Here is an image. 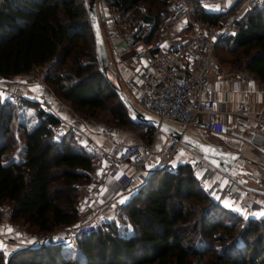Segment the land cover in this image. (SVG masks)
Instances as JSON below:
<instances>
[{
  "label": "trees",
  "instance_id": "obj_1",
  "mask_svg": "<svg viewBox=\"0 0 264 264\" xmlns=\"http://www.w3.org/2000/svg\"><path fill=\"white\" fill-rule=\"evenodd\" d=\"M102 1L110 15L120 11L139 16L135 9L142 3L154 23L170 2ZM225 14L202 10L195 22L215 26ZM220 46L228 48V60L236 69L243 66L264 84V0L251 6L234 34L215 45ZM37 67L46 69L43 83L72 112L95 117L96 111L104 110L115 127L130 126L143 132L148 139L143 142H151L153 129L134 120L100 69L86 1L84 5L83 0H0V78ZM22 106L33 110L36 121L28 129L16 121L15 127L23 132L24 156L14 160L13 118ZM57 122L38 102L0 106V207L9 204V220L37 234L74 221L79 184L93 171L94 157L82 151L73 135L52 138ZM193 172L177 163L149 173L122 208L120 215L131 228L124 235L115 223L117 217L95 230L78 232L73 249L59 244L14 249L5 260L0 254V264H192L207 253H215L221 264H264V218H248L236 227L241 218L210 202ZM222 212L235 222L224 224ZM226 240L218 249L212 247Z\"/></svg>",
  "mask_w": 264,
  "mask_h": 264
},
{
  "label": "built area",
  "instance_id": "obj_2",
  "mask_svg": "<svg viewBox=\"0 0 264 264\" xmlns=\"http://www.w3.org/2000/svg\"><path fill=\"white\" fill-rule=\"evenodd\" d=\"M260 1L232 0L236 4L227 12L231 3L219 0L216 12L226 13L223 20L215 26L201 30L188 20L189 9L183 0L170 1L166 13L156 23L148 14L120 15V11H117L106 17L101 15V23L105 27L102 39L109 42L120 40L127 49L135 53L136 70L124 82V88L131 94V102L152 119L175 125L184 133L190 129L194 134L191 137L199 141L206 134L224 135L236 130L249 145L264 150V117L253 115L246 103L239 102L232 113L229 126L224 128L215 121L216 100L208 90L211 78L216 76L211 68L216 43L221 38L233 35L238 28L241 13ZM106 18L113 22L112 28L105 26ZM45 74L46 69L41 68L35 74L27 72L20 75L34 85L45 87ZM217 76L227 77L231 83L230 92L236 93L253 74L246 69H236ZM49 96L53 97L51 91L41 95L38 100V105L46 112H50L51 108ZM23 99V89L18 81L0 86V106L4 102L19 106ZM87 121L92 123L91 119ZM97 133L101 139L99 142L90 138L85 129L66 121L58 120L52 127L51 135L54 140L71 134L78 140L82 151L94 157L93 171L87 181L88 188L84 190L75 207L73 222L59 225L44 234H26L29 241H14L12 244L15 248L12 250L6 246L3 235L0 236V254L3 260L14 249L43 244L70 246L78 232L95 230L119 217L128 199L138 189L137 175L144 170L146 160L152 156L155 146L161 145L157 140L159 132L153 130L150 143H126L116 151L110 149L113 140L110 131L98 126ZM178 148L184 152L182 163L197 172L198 187L205 195L215 197L217 205H221L222 199L229 198L246 214L257 210L254 202L247 203L243 200L238 183L230 181L220 187L214 179L217 170L199 155L169 137L165 144L167 161L161 167H169L168 160ZM108 178L116 184V189L99 205H95L93 196ZM9 212L8 207L0 209V226L21 234L23 231L17 224L8 223Z\"/></svg>",
  "mask_w": 264,
  "mask_h": 264
},
{
  "label": "crops",
  "instance_id": "obj_3",
  "mask_svg": "<svg viewBox=\"0 0 264 264\" xmlns=\"http://www.w3.org/2000/svg\"><path fill=\"white\" fill-rule=\"evenodd\" d=\"M100 1V0H99ZM229 2L228 4H230ZM218 4V3H217ZM95 5V10L98 12L96 15L101 35H104V29L105 27L101 23V15H104L106 17L109 15L108 8L106 7L105 3L98 2ZM218 6V5H217ZM210 12V11H207ZM214 12V11H213ZM107 19V18H106ZM188 20L193 22L189 17ZM196 27L201 30L204 28H207V26H203L201 24H198L197 22H193ZM105 26L108 28L113 27V22L109 19L105 22ZM186 31H182V33H185ZM104 44V50L105 55L107 59V71H106V77L108 81L117 87L114 84V81L117 83H121V85L124 88V82L128 78V76L136 70V64L134 62L135 53L134 51L127 49L123 43L120 40H113V41H107L103 39ZM216 48V47H215ZM220 48H216L215 53L213 54V58L211 61V68L214 74L216 76H213L210 80V83L208 85V90L212 93L214 99L216 100V109L217 114L215 121L217 123H220L221 126L224 128L228 127L231 119H232V113L235 111L237 105L239 102L246 103L248 110L250 113H252L255 116L258 117H264V84L258 80L254 75L252 78L244 85H241L239 87L238 92L231 93V83L230 80L227 77H220L217 76L218 74L225 72V71H231L236 70L234 65L229 62L228 59H225L222 57V54L219 53ZM42 67L33 68L28 73L35 74V72H39V70ZM18 81L20 86L23 89L24 99L23 101L27 102H38L41 95H46L48 91V87H42L38 85H34L33 83L29 82V80L22 77V75H16L13 77H9L7 79L0 78V86H7L9 84H13L14 82ZM124 90L129 93L125 88ZM126 94V93H124ZM131 99V94H128ZM129 99V98H128ZM49 101L51 104L50 113H52L58 120L66 121L69 123H72L76 126H78L81 129H85L88 136L90 138L97 140L98 142L101 140L97 129L98 126H103L102 124H99L97 121L92 120V123H89L87 121V118L82 117L74 112H72L66 105L58 101L54 95L53 97L49 96ZM22 108H25L28 112H32L33 116V122L28 124L27 126H24L25 129H28L33 123H35L36 119L33 114V111L31 108L27 106H22ZM23 126V125H22ZM105 127V126H103ZM106 128V127H105ZM21 131V138H17V147H19L16 155H14V160H21L24 156V139H23V132L20 128H18ZM108 131L111 132L113 136L112 144L110 146V149L112 151L118 150L122 145L126 143H132L136 141V138L138 135H133L131 133L123 131L121 128L114 127V128H106ZM214 137H217L220 139L222 144H212L214 146L220 147L222 150L227 151H234L244 157L248 163L247 165H251L250 163H258L261 165H264V150L260 147H256L253 145H249L245 139L241 136H239V132L236 130H233L231 134L226 135H214L211 134ZM203 141V140H201ZM206 142V141H205ZM208 143V142H207ZM210 144V143H209ZM228 146V147H226ZM182 162V158L180 159ZM157 157L150 156L145 163L144 170L137 175L138 180L142 181L145 179V177L153 170L160 167ZM176 164V163H175ZM245 164V165H246ZM174 165V164H173ZM171 167V165H169ZM197 176V172L192 169ZM217 178V177H216ZM220 178V179H219ZM218 178V184L219 186H223L226 183V179H229L230 176L228 175H222ZM82 191L81 193L88 188V186L85 184L81 185ZM79 188H81L79 186ZM78 188V189H79ZM116 189V184L113 182L112 179H105L103 181V184L99 190V192L93 196L95 205H99L103 200H105L107 197L111 195L112 192H114ZM221 206L230 210L234 211V209L238 210L239 208L236 205V202L229 198H224ZM241 209L238 211L240 212ZM250 218H264V206L260 207L258 210L252 212L250 215H248ZM4 232L3 240L6 241H16V242H26L28 239L26 237H21L20 234H11L8 229H2L0 226V233ZM29 241V240H28ZM2 241H0L1 243ZM6 246L9 249H12L13 245L6 243ZM15 248V246H14Z\"/></svg>",
  "mask_w": 264,
  "mask_h": 264
},
{
  "label": "rangeland",
  "instance_id": "obj_4",
  "mask_svg": "<svg viewBox=\"0 0 264 264\" xmlns=\"http://www.w3.org/2000/svg\"><path fill=\"white\" fill-rule=\"evenodd\" d=\"M85 1L86 0H83V4L85 5ZM145 1H149V0H145ZM169 1H173V0H169ZM186 1V0H185ZM98 2H102V0L98 1V0H95V4H97ZM219 2V0H197L195 2L193 1H190V2H186L187 6H188V9H189V13H188V17L193 21H197L195 20L196 18V13H198L199 11H210V12H213V11H216L217 10V3ZM227 3L231 2L232 3V0H226ZM257 6V5H256ZM95 7V5H94ZM96 8V7H95ZM249 9H245L242 13H241V16H240V20L244 17L245 13L248 11ZM135 12L138 14V15H141V14H148L147 12V8L144 6V4L142 3H139L135 9ZM95 13L96 15L98 14V12L95 10ZM223 20V18H221ZM221 20V21H222ZM239 20V21H240ZM100 22V21H99ZM218 49L220 48L219 53L222 54V57H224L225 59H230V56H228V48H225L223 46H220V47H217ZM215 50L216 48H214L213 50V54L215 53ZM240 69H245L243 68V66L240 67ZM37 73V72H35ZM114 84L117 86V88H119L120 90H122L124 93H126L125 95L129 98L130 100V97H129V93H127L123 86L121 85V83H117L114 81ZM131 101V100H130ZM132 105L134 107H136L133 103ZM137 108V107H136ZM33 111V110H32ZM15 115H14V118H13V127H12V130H13V133H14V137L17 140L18 137L21 138V131L16 128V121L19 122L20 124L19 125H23V126H27L28 124L32 123L34 120H33V116H32V112L31 111H27L25 108H19V109H16L15 110ZM87 119H92V120H95L97 121L99 124H102L103 126H105L106 128H114L115 125L112 123L111 121V118L110 116L104 111V110H99V111H96V115L95 117H85ZM118 127V126H116ZM121 129L125 132H128V133H131L133 135H138V137L136 138V141L135 142H138V141H146L148 140L147 138H145L143 136V132H137V130H134L133 128H131L130 126H126V127H121ZM224 135L227 136V134L225 133ZM152 138V137H151ZM161 145H157L155 146L154 148V151L152 153V156L154 157H157L158 159V162H159V166L163 163V162H166L167 161V157H166V153H165V144L167 143L168 141V137L166 138V135H164L163 133L159 132V139H157ZM208 142V143H212V144H222L221 140L218 139L217 137H214L213 135H210V134H206L204 135L203 137V141L202 142ZM131 143V142H130ZM134 143V142H133ZM163 144V145H162ZM224 145V144H222ZM228 147V146H226ZM19 147H16L12 149V154L13 155H16L17 151H20L18 150ZM183 150L178 148L174 155L168 160V163L169 165H171V167L169 166L168 168H173V166L175 165V163H181V158L183 157ZM174 164V165H173ZM161 167V166H160ZM158 167V168H160ZM161 168H164L166 169L165 167H161ZM193 175H196L195 172H193ZM221 176V174L219 172H217L215 175H214V179L218 182V178ZM228 176H230L229 179H226V182H236L238 183V187H239V191H240V194H241V197L243 198V200L247 203H251V202H254L255 205L257 206V210L264 206V173L260 172L259 170H257L255 167H253L252 165H244L242 170L238 171V172H232L231 174H228ZM217 177V178H216ZM220 179V178H219ZM87 185V182H82L79 184V186L81 188L78 189V192H77V195H76V202H75V207L77 205V203L79 202V199L81 198V191H82V184H85ZM138 189L140 188V186L143 185V180L140 181L138 180ZM204 194V193H203ZM205 195V194H204ZM207 196V195H206ZM209 201L210 202H214L215 203V197H209L207 196ZM233 200V199H231ZM223 201V199H222ZM234 201V200H233ZM235 202V201H234ZM62 203V202H61ZM216 204V203H215ZM220 206V205H218ZM2 207H8L9 208V204L7 203H4L1 205L0 209ZM222 207V206H221ZM238 207V206H237ZM224 208V207H222ZM239 208V207H238ZM226 211H229L231 213L234 214V218L235 216H238L241 218L242 222H237L236 223V227H241L244 223V221H246L248 218H250L248 215L250 214H246L244 211L240 210V212L236 209H234V211H230L226 208H224ZM10 210V209H9ZM220 215L226 217L224 218L222 221L224 224H232L235 222V220L232 218V217H228L225 215V213H220ZM258 218V217H257ZM234 220V221H233ZM8 223L10 224H17L21 229V231H23L21 234L20 233H16V232H9L11 234H20L21 237H26V234H36L33 230H28L26 228V226L24 224H22L21 222H11L8 218ZM115 223L117 224L118 226V230H119V233L124 235L125 233H128L131 228H130V225L129 223L125 220V216L124 215H119V217L115 220ZM2 229H8V227H2ZM4 237V232L2 231L0 233V236ZM5 243H13L14 241H6L4 240ZM3 241V242H4ZM228 240H226V242L224 243H215V244H212V247L215 248V249H218L219 247L223 246L225 243H227ZM16 242V241H15ZM73 242V241H72ZM209 243V242H208ZM14 245V244H12ZM72 245L70 247L67 246V248H72ZM211 246V244H210ZM14 247H12L13 249ZM10 249V250H12ZM72 256H74V253H72ZM214 256V257H213ZM192 264H221L220 262H218L217 259H215V253L214 254H210V253H207L203 256V258L201 259L200 262H192Z\"/></svg>",
  "mask_w": 264,
  "mask_h": 264
},
{
  "label": "water",
  "instance_id": "obj_5",
  "mask_svg": "<svg viewBox=\"0 0 264 264\" xmlns=\"http://www.w3.org/2000/svg\"><path fill=\"white\" fill-rule=\"evenodd\" d=\"M193 1H197V0H193ZM94 4H95V0H86V13L89 22V29L91 32L96 59L100 65V69L104 77L107 79L106 77V71L108 67L107 59L105 55L104 44L100 32L98 19L95 13ZM109 84L116 93L119 101L122 103L124 108L134 118L135 121L139 122L140 124L148 128L157 130L158 132L163 133L167 137L177 141L180 145L188 148L189 150L199 155L208 165L213 167L220 174L228 175L231 174L232 172H238L242 170L243 166L246 163H248V161L244 157H242L241 155H239L234 151L222 150L218 146L211 145L207 142L199 141L187 135L186 133L177 130L171 125H168L166 123L148 117L146 114L139 111L136 107L132 105V102L128 99V97L124 94L122 90L115 87L110 82ZM250 164L260 172L264 173V165L253 162ZM158 169L160 168H157L155 170Z\"/></svg>",
  "mask_w": 264,
  "mask_h": 264
},
{
  "label": "bare ground",
  "instance_id": "obj_6",
  "mask_svg": "<svg viewBox=\"0 0 264 264\" xmlns=\"http://www.w3.org/2000/svg\"><path fill=\"white\" fill-rule=\"evenodd\" d=\"M167 124H169V123H167ZM169 125L176 128L177 130H180V128L176 127L175 125H172V124H169ZM185 133L190 135V136H194L193 132L190 129L185 130Z\"/></svg>",
  "mask_w": 264,
  "mask_h": 264
},
{
  "label": "snow or ice",
  "instance_id": "obj_7",
  "mask_svg": "<svg viewBox=\"0 0 264 264\" xmlns=\"http://www.w3.org/2000/svg\"><path fill=\"white\" fill-rule=\"evenodd\" d=\"M9 231H12L11 229H9Z\"/></svg>",
  "mask_w": 264,
  "mask_h": 264
}]
</instances>
